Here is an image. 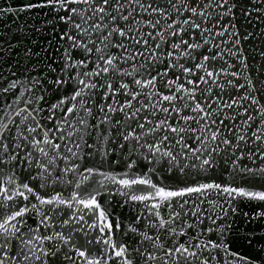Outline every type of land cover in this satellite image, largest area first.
<instances>
[{"label":"snow or ice","instance_id":"1","mask_svg":"<svg viewBox=\"0 0 264 264\" xmlns=\"http://www.w3.org/2000/svg\"><path fill=\"white\" fill-rule=\"evenodd\" d=\"M0 21V264H264V0Z\"/></svg>","mask_w":264,"mask_h":264},{"label":"water","instance_id":"2","mask_svg":"<svg viewBox=\"0 0 264 264\" xmlns=\"http://www.w3.org/2000/svg\"><path fill=\"white\" fill-rule=\"evenodd\" d=\"M4 0H0V3H3ZM8 22H2L0 21V33H8L11 31V29L7 26ZM14 27V25L12 26ZM5 39H11V36H5L3 38H0V45L7 47V44H4Z\"/></svg>","mask_w":264,"mask_h":264}]
</instances>
